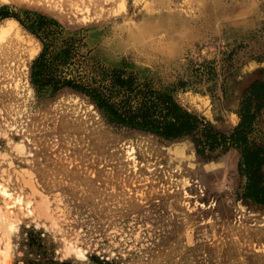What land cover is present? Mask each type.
<instances>
[{
    "label": "rangeland",
    "instance_id": "obj_1",
    "mask_svg": "<svg viewBox=\"0 0 264 264\" xmlns=\"http://www.w3.org/2000/svg\"><path fill=\"white\" fill-rule=\"evenodd\" d=\"M1 6L83 29L89 64H128L155 86L184 82L175 99L224 132L239 121L245 89L264 81V0H0ZM23 32L35 49L30 83L42 44ZM32 88L28 101L0 100V183L11 191V197L0 193V264H264V237L224 250L238 243L233 230L264 231V220L241 226L245 216L264 215V205L241 198L238 149L197 155L207 172L191 181L167 177L130 163L123 147L93 132L79 106L118 135L148 132L109 124L88 96L70 88L54 95ZM57 97L83 102L42 112ZM152 135L164 147L191 148L188 137ZM249 140L264 145V108ZM13 197L31 211L8 204Z\"/></svg>",
    "mask_w": 264,
    "mask_h": 264
},
{
    "label": "trees",
    "instance_id": "obj_2",
    "mask_svg": "<svg viewBox=\"0 0 264 264\" xmlns=\"http://www.w3.org/2000/svg\"><path fill=\"white\" fill-rule=\"evenodd\" d=\"M22 12L20 17L1 6L0 20L14 17L40 40L41 51L30 68V83L37 94L54 95L70 88L88 96L109 124L167 140L188 137L203 158L236 148L240 152L237 169L244 177L241 198L264 205V145L256 146L249 140L257 115L264 108V81L255 80L245 89L238 108L239 121L224 132L175 99L176 89L184 82H178V86H155L150 78H140L128 64H89L83 51V29L71 31L38 11ZM26 264L71 263L46 259Z\"/></svg>",
    "mask_w": 264,
    "mask_h": 264
},
{
    "label": "bare ground",
    "instance_id": "obj_3",
    "mask_svg": "<svg viewBox=\"0 0 264 264\" xmlns=\"http://www.w3.org/2000/svg\"><path fill=\"white\" fill-rule=\"evenodd\" d=\"M77 10L78 9H76V11ZM76 11H73V13ZM59 15L63 17V15ZM23 30L26 31L27 34H31L13 17H5L0 20V100H9L15 105L21 100L26 101L33 89L31 83H29L28 73L29 61L35 49L31 45V39L24 35ZM76 96L79 95L77 94ZM55 100V102L48 104L46 107L44 106L45 108L42 112L54 111L59 107H63V105L67 107L59 108V110L72 107L77 108L79 106L78 103L83 102L75 97H57ZM89 106L93 107L94 105L89 102ZM79 110H81L83 116L87 117L92 122L91 127L93 132H96L98 136L104 138L108 142L123 147V156L130 163H134L143 168H155L163 172L167 177L180 176L185 179L189 178L190 181L194 178L193 176H195L196 173L203 176L207 172L205 170V165L197 158L198 154L195 152L193 144H191V148L177 146L164 147L157 144L156 141L152 139L151 136L153 135L150 133H145L146 135L124 137L112 131L106 123L100 120L98 113H93L90 110V107L79 106ZM59 115H61V113H59ZM229 158L234 159L235 155L230 154ZM0 193L5 197H11V191L2 183H0ZM17 203L19 207L25 208L27 212L31 211V209L28 208V203L23 204L20 197H13V199L8 202L10 205H15ZM262 220H264V215L253 213L249 215V218L246 216L242 218L241 226L248 227L250 225H256L258 221ZM9 228H13L14 230L12 223L9 225ZM231 235L238 240V243L235 244V240H232L233 244L226 245L224 250H236L239 243H244L248 237L262 238L264 237V231H257L256 229L242 230L239 228L231 231Z\"/></svg>",
    "mask_w": 264,
    "mask_h": 264
}]
</instances>
